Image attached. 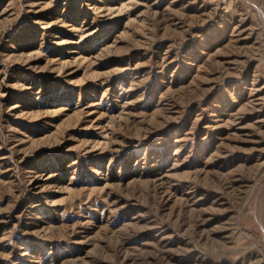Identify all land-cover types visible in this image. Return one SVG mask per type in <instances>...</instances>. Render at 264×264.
<instances>
[{"label": "rangeland", "instance_id": "obj_1", "mask_svg": "<svg viewBox=\"0 0 264 264\" xmlns=\"http://www.w3.org/2000/svg\"><path fill=\"white\" fill-rule=\"evenodd\" d=\"M0 264H264V0H0Z\"/></svg>", "mask_w": 264, "mask_h": 264}]
</instances>
